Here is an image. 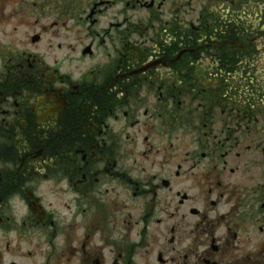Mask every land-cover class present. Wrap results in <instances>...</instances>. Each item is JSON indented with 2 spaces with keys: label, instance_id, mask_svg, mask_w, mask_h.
<instances>
[{
  "label": "flooded vegetation",
  "instance_id": "obj_1",
  "mask_svg": "<svg viewBox=\"0 0 264 264\" xmlns=\"http://www.w3.org/2000/svg\"><path fill=\"white\" fill-rule=\"evenodd\" d=\"M0 264H264V0H0Z\"/></svg>",
  "mask_w": 264,
  "mask_h": 264
},
{
  "label": "rangeland",
  "instance_id": "obj_2",
  "mask_svg": "<svg viewBox=\"0 0 264 264\" xmlns=\"http://www.w3.org/2000/svg\"><path fill=\"white\" fill-rule=\"evenodd\" d=\"M21 32H23V29H22V30H20V33H21ZM20 35H22V34H20ZM21 37H22V36H20V38H21ZM17 38H19V36H18ZM20 45H21V44H20ZM20 45H19V46H20Z\"/></svg>",
  "mask_w": 264,
  "mask_h": 264
}]
</instances>
